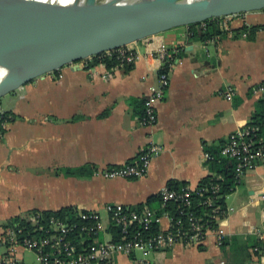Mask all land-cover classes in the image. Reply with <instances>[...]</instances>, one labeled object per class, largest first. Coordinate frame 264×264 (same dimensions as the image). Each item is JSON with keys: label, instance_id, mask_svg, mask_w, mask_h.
<instances>
[{"label": "crops", "instance_id": "0c3cea01", "mask_svg": "<svg viewBox=\"0 0 264 264\" xmlns=\"http://www.w3.org/2000/svg\"><path fill=\"white\" fill-rule=\"evenodd\" d=\"M223 34L193 41L180 27L133 44L140 59L129 67L75 64L39 77L0 99L11 113L0 132V236L15 217L33 211L74 208L97 211L108 204L147 205L169 182L196 189L213 174L207 148L226 144L248 125L264 83V10L219 19ZM259 27L254 38L243 27ZM166 46L172 54L170 86L157 104L155 128L141 124L144 103L158 83L160 61L147 53ZM193 45L194 52H186ZM173 55H175L173 57ZM229 88L235 94L227 98ZM5 120V121H6ZM150 140L162 147L146 177L106 180L98 170L137 160ZM94 167L87 175L66 171ZM264 165L247 173L226 198L233 211L222 222L228 234L218 247L210 237L199 247L180 246L144 255H117L115 264H264L252 244L264 232ZM148 206V205H147ZM108 218L104 224L108 227ZM168 219L162 223L169 227ZM109 240V236L104 237ZM33 251L19 249L18 259Z\"/></svg>", "mask_w": 264, "mask_h": 264}, {"label": "built area", "instance_id": "2783aa9c", "mask_svg": "<svg viewBox=\"0 0 264 264\" xmlns=\"http://www.w3.org/2000/svg\"><path fill=\"white\" fill-rule=\"evenodd\" d=\"M201 28L205 30L206 24L202 23ZM223 28L221 26L222 30ZM243 36L246 37L247 33ZM133 47L129 45L102 55L115 58L118 66L129 67L141 57ZM147 56L155 57L160 61L158 83L151 87L141 116L143 127L153 129L158 123L157 104L165 98L170 86L169 70L173 58L164 45L157 51L147 53ZM252 91L259 99L264 100V84L256 85ZM234 94V90L229 88L226 96L230 99ZM4 123H7V120ZM161 153L162 147L154 140H150L139 153L136 161L98 170L95 175L106 180L141 179L148 175L153 160ZM220 156L235 161L234 174L238 181L247 173L256 171L264 165V138L260 136V127L248 124L236 130L222 146ZM204 158L209 163L216 159L208 152L205 153ZM212 175L219 181L223 179L222 175ZM220 191L219 182L202 189L186 186L176 190L168 185L164 187L159 193L162 207L166 209L170 204L177 205L180 218L167 211L160 214L158 210L148 206L139 211L121 204L106 205L105 216L109 221L108 227L111 221H115L122 229L120 242L113 241L108 233V227L104 224L105 216L97 211L80 212L79 216L85 224L81 222L68 224L66 220L56 217H52L44 224L40 216L32 215L27 218L33 226L30 231L23 227L22 223L4 228V234L0 236V264L21 263L17 255L21 248L33 251L37 256V264H115L117 255L130 256L136 252L148 255L177 245L199 247L206 244L210 237L215 240L218 247H223L228 234L222 222L233 209L227 207L225 210L218 204ZM200 193H206L207 197L196 204L192 197ZM195 207H201L204 213L197 214L192 210ZM182 218L186 220V225L183 224ZM164 219H168L170 223L168 229L162 228ZM154 227H159L160 232L152 234ZM73 235L82 237L80 245L73 241ZM105 235L109 236V240L104 239ZM257 235L264 243V232L257 231ZM99 236H102L103 241L98 238ZM254 251L258 252L259 249L255 248ZM261 257L264 259V253Z\"/></svg>", "mask_w": 264, "mask_h": 264}, {"label": "water", "instance_id": "95a60500", "mask_svg": "<svg viewBox=\"0 0 264 264\" xmlns=\"http://www.w3.org/2000/svg\"><path fill=\"white\" fill-rule=\"evenodd\" d=\"M262 10L264 0H0V99L173 29Z\"/></svg>", "mask_w": 264, "mask_h": 264}, {"label": "trees", "instance_id": "16d2710c", "mask_svg": "<svg viewBox=\"0 0 264 264\" xmlns=\"http://www.w3.org/2000/svg\"><path fill=\"white\" fill-rule=\"evenodd\" d=\"M219 19H211V20L206 21L205 24L207 28L205 30L201 28V24L189 26L188 28H189L191 40L207 42L208 40H211L215 36L222 35L223 34L222 29L218 27V25L216 24ZM258 30H259V27L248 28L246 26L241 29L242 32L250 33V38H254ZM174 56L175 55H173V57ZM85 62H86L85 64L87 65V67L99 65L101 63H105L108 68L118 65V61L115 58H109V57H106L105 55L92 57L88 60H85ZM143 111H144V107L142 110V114H143ZM10 115L11 113H8V112L0 113V132L2 134L5 133V130L3 128V123L7 118H9ZM249 125L260 127V136L264 138V100L259 99L257 110L255 114L253 115ZM221 149H222V146L209 147L207 148L206 152L211 153L216 158L215 161L211 162L212 170L214 171L213 174L222 175L223 179L219 181L217 180V177H215L214 175H210L200 182V184L198 185V189H202L205 186L206 187L212 186L219 182L221 185V191L219 193L221 197L218 200L219 202L218 204L222 205L223 209L226 210L228 207L226 203V198L235 192V190L239 186L240 181H238V179L235 178V174H234L235 161L232 159H226V158L221 157L220 156ZM93 172H94V167H81L78 169H69L66 171L67 174H71V175H75V174L87 175V174H92ZM168 186L170 188L180 190L182 187L188 186V184L171 181L169 182ZM206 197H207L206 193H200L199 195L194 194L192 199L196 202V204H199L203 200H205ZM147 205L151 209L158 210L160 214L164 213V211H167V212H170L171 215L179 217V207L175 204L174 205L170 204L168 208L166 209L163 208L162 201H161L159 194L157 196L151 197L148 200ZM147 205H140L136 207V209L139 211H142ZM192 210L196 211L197 214L204 213L203 211L204 209H202L201 207H195ZM79 214H80V211H77L76 209L69 207V208H63L59 211H44V212L33 211L29 214V216H32V215L40 216V219L42 220V223L44 224H46L47 220L51 219L52 217L66 220L68 224L69 223L71 224L79 223V222L85 224V222L80 218ZM182 221H183V224L186 225V220L184 218H182ZM16 223H22V226L27 228V230L29 231L33 228L32 223H29L27 218H22L19 216L13 218L7 224L6 228L11 227ZM136 229L138 230L139 227H137ZM121 231H122L121 227L117 226L115 221L110 222L109 227H108V233L112 236V239L114 242H120L122 240ZM159 232H160L159 227H154L152 230V234H157ZM98 238H100V240L103 241L102 236L101 237L99 236ZM72 239L75 243L80 245V241L82 240V237H79V235H73ZM92 242H93V238H92ZM251 248L259 249V251L255 253L256 256H261L264 253V243L260 239L254 240V243L252 244ZM18 264H24V263H18Z\"/></svg>", "mask_w": 264, "mask_h": 264}, {"label": "rangeland", "instance_id": "374dc122", "mask_svg": "<svg viewBox=\"0 0 264 264\" xmlns=\"http://www.w3.org/2000/svg\"><path fill=\"white\" fill-rule=\"evenodd\" d=\"M25 262L28 264H32L35 262V257L32 255V253L27 252L25 254Z\"/></svg>", "mask_w": 264, "mask_h": 264}, {"label": "bare ground", "instance_id": "6f19581e", "mask_svg": "<svg viewBox=\"0 0 264 264\" xmlns=\"http://www.w3.org/2000/svg\"><path fill=\"white\" fill-rule=\"evenodd\" d=\"M0 21H2V19L0 18ZM4 21V20H3Z\"/></svg>", "mask_w": 264, "mask_h": 264}]
</instances>
